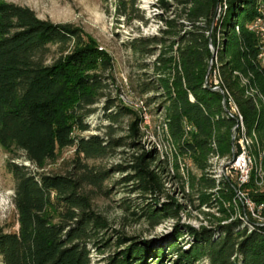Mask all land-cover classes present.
Instances as JSON below:
<instances>
[{
    "label": "trees",
    "instance_id": "obj_1",
    "mask_svg": "<svg viewBox=\"0 0 264 264\" xmlns=\"http://www.w3.org/2000/svg\"><path fill=\"white\" fill-rule=\"evenodd\" d=\"M259 1L156 0L158 18L165 25L160 37L139 36L128 42L135 57L158 53L150 67L154 80L142 79L137 88L141 95L153 94L147 104L155 101L163 109L161 130L170 140V154H160L156 147L144 149L114 171L127 173L121 181L132 183L131 192L152 199V204L138 208L139 218L152 227L177 218L185 209L165 193L160 166L168 163L169 156L174 169L179 158H186L200 172L198 179L190 176V186L201 204L207 199L204 192L215 188V178L206 173L209 156L213 147L221 156L231 154V129L240 131L229 97L239 108L247 132L254 131L264 148V105L245 96L239 78V74L251 75L264 95L258 39L248 30ZM136 4L137 0H119L118 14L142 19ZM222 5L225 15L209 36V25ZM210 43L216 48V63ZM101 54L76 26L42 20L28 7L0 1V144L22 151L37 170L8 163L15 181L17 230L0 233V264H264V221L258 222L247 210L251 228L240 219L218 223L217 229L197 230L177 223L169 241L157 244L154 239L119 237L115 253L93 262L90 239L106 222L94 212L90 192L101 191L107 171L90 161L120 146L135 151L143 138L139 113L106 94L108 77L101 71L110 68V60ZM146 66L139 65L141 70ZM97 67L100 72L91 73ZM215 70L219 85H213ZM101 98H105L102 115L109 122L103 127L107 135L82 136L89 129L85 119L96 112L92 106ZM125 117L131 119L128 143L123 137H112L114 125ZM70 147L74 159L69 169L60 174L43 171ZM234 188L227 185L220 190L222 198L231 201ZM241 189L264 217V191L256 187L253 175ZM219 211L225 218L234 212L233 207L229 213L223 206ZM184 234L189 239H181Z\"/></svg>",
    "mask_w": 264,
    "mask_h": 264
},
{
    "label": "rangeland",
    "instance_id": "obj_2",
    "mask_svg": "<svg viewBox=\"0 0 264 264\" xmlns=\"http://www.w3.org/2000/svg\"><path fill=\"white\" fill-rule=\"evenodd\" d=\"M0 1L28 7L42 20H49L54 23H70L79 28L86 39L92 41L97 51L110 60V68L101 71L105 77H108L106 78L109 85L106 90L108 97L135 109L142 119L140 130L143 133V138L139 140L140 144H138L135 151L129 146H120L106 157L90 161L99 169L107 171V179L104 181L101 191L91 190L90 192L94 212L106 222V227L99 230L98 234L90 239L89 247L94 263L100 262L103 257L118 250L116 240L119 237L136 240L154 239L158 244L170 240L173 227L177 223L179 227L189 225L197 230L203 227L217 229L218 223L228 224L235 219H240L243 225L251 228V224L247 222L246 210L251 212V215L258 222L264 221L260 209H255L256 206L251 201L248 192L238 186L236 175L228 169L227 164L233 154L240 149L238 141L241 140L243 149L247 148L246 150L250 154L248 155L251 160L253 182L260 191H264V182H261V179H264V166H262L264 148L261 147L254 131L251 134L247 132L245 124L244 133L248 141L245 142L246 144L242 142L241 133H237V129H231V154L221 156L218 148L213 147L206 173L208 177L215 178L216 186L214 189L204 192L207 199L203 204L200 202L201 199L197 198V193H192L191 190L190 176L194 175L198 179L201 174L195 169L190 160L179 158L177 170L174 169V163H172L170 156L168 163L161 164L160 169L163 170L160 171L159 169V171L165 182L166 195L178 199L183 203L185 209L179 213L177 218L165 219L155 227H152L146 220L140 219L138 215L139 205H150L152 199L131 192L132 183L121 181L127 173L114 171V168L118 165H128L131 155L136 154V152L140 154L144 149L150 150L152 147H156L160 154H170V140L166 135L164 136L161 130L163 109L159 108L158 103L155 101L147 104L145 100L153 94L141 95L137 88L139 81L142 79L146 82L154 80L151 76L150 67L158 53L152 56L135 57L128 45V42L134 37H160V29H164L165 25L158 18L161 11L154 6L156 0H137L138 15L142 16V19H128L120 16L118 14L119 0ZM224 15L225 6L222 5L217 9L215 17L209 25V31L207 32L209 36L216 32L217 26ZM210 49L213 54V62L216 63V48L212 43H210ZM51 51L55 55L54 47ZM140 64L147 65L146 69L141 70ZM100 69L99 67L91 69V73L100 72ZM215 72L217 70L213 72V85H219V77ZM239 78L241 87H244L245 96L254 97L256 105H264V95L252 83L251 75L239 74ZM104 103L105 98H101L92 106L96 109V112L85 119L89 129L81 133L82 136L107 135L103 128L109 123L102 115ZM130 122V118H122L119 123L114 125L112 137L126 139ZM125 141L129 142L128 139ZM73 159L74 148L63 149L54 161L47 163L43 171L47 173H64L71 167ZM11 161L27 166L31 172H37L33 165L26 160L22 151L6 149L0 144V233L15 232L17 230V215L13 205L15 181L7 167ZM175 173L178 177L174 176ZM226 184L235 185V194L231 201L222 198V191L220 190H226ZM163 199L167 200V197H163ZM246 200L251 201L249 206L246 204ZM238 204H241L243 208L240 209ZM221 206L228 209V212L233 207L234 212H229V217L225 218L226 216L219 211ZM181 239L187 240L189 238L184 234Z\"/></svg>",
    "mask_w": 264,
    "mask_h": 264
},
{
    "label": "built area",
    "instance_id": "obj_3",
    "mask_svg": "<svg viewBox=\"0 0 264 264\" xmlns=\"http://www.w3.org/2000/svg\"><path fill=\"white\" fill-rule=\"evenodd\" d=\"M248 29H251V32L257 37L258 39L257 57L259 61H264V3H262V6L258 10L257 18H255L248 25ZM232 117H233V114H232ZM234 140H235V137L233 134V141ZM238 143H239L240 149L236 153H234L233 156L231 157L228 169H230L231 172L235 173L236 178H237L236 182H242V186H244L245 184H247L246 182V156H245V151H243L241 141H238ZM261 182H264V179H261ZM246 204L249 206L251 204V201L246 200Z\"/></svg>",
    "mask_w": 264,
    "mask_h": 264
},
{
    "label": "bare ground",
    "instance_id": "obj_4",
    "mask_svg": "<svg viewBox=\"0 0 264 264\" xmlns=\"http://www.w3.org/2000/svg\"><path fill=\"white\" fill-rule=\"evenodd\" d=\"M262 3H264V0H261V1H259V3H258V5H257V13H258V10L260 9V7L262 6ZM256 18H257V16H256ZM249 31H251V29H248ZM257 59H258V57H257ZM258 61H259V59H258ZM260 62V65L261 66H264V61H259ZM215 74H217L216 72H215ZM218 76V75H217ZM218 78V77H217ZM228 101H229V103L231 104V111H232V113L233 114H235L236 116H237V118H238V127H239V129L241 130V131H239L240 133H241V135H240V137L242 136V142L243 143H245V142H248L247 141V139H246V137L247 136H245V133H244V124H243V118H242V116H241V114H240V112L238 111V108H237V106L234 104V102L232 101V98L231 97H229L228 98ZM239 137V136H238ZM239 137V138H240ZM241 141V140H240ZM246 144V143H245ZM246 147V146H245ZM247 149V148H246ZM246 149H243V151H245V156H246V182L248 183L249 182V179H250V174H251V160H250V157H249V153L247 152V150ZM249 154V155H248ZM229 162H230V160L228 161V166H229ZM226 165V164H225ZM261 175V174H260ZM238 183V186L239 187H242V182H237ZM237 183H236V186H237ZM260 208V207H259Z\"/></svg>",
    "mask_w": 264,
    "mask_h": 264
},
{
    "label": "water",
    "instance_id": "obj_5",
    "mask_svg": "<svg viewBox=\"0 0 264 264\" xmlns=\"http://www.w3.org/2000/svg\"><path fill=\"white\" fill-rule=\"evenodd\" d=\"M212 65V62L210 63V66ZM210 66H209V68H210Z\"/></svg>",
    "mask_w": 264,
    "mask_h": 264
}]
</instances>
